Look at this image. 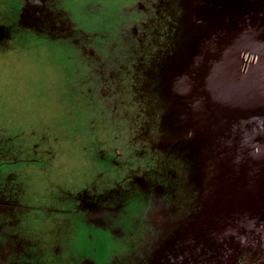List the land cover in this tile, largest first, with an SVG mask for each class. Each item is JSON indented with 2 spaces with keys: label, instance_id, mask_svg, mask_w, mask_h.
Masks as SVG:
<instances>
[{
  "label": "rangeland",
  "instance_id": "rangeland-1",
  "mask_svg": "<svg viewBox=\"0 0 264 264\" xmlns=\"http://www.w3.org/2000/svg\"><path fill=\"white\" fill-rule=\"evenodd\" d=\"M97 1L110 5L94 13L89 5L70 11L68 0L65 14L70 13L78 24L72 27L73 36L55 43L37 35V29L17 23L18 8L25 0H0L1 174H12L13 189L20 191L25 210L14 214L24 215L23 234L31 237V243L38 242L41 229L66 222L59 240L51 242L52 252H43V264H80L90 262L94 254L97 264H108V260L111 264H150L152 258L148 247L155 233L144 227L146 218L141 220L142 229L132 233L138 240L126 255L122 254V238L94 228L82 214L86 202L99 211L98 202L108 185L103 163L113 148H122L124 155L114 157V163L123 167L144 166L151 155L154 125L145 124V104L133 90V76L138 66L142 71L153 67L151 54L166 47L145 40V33L151 37L157 29L155 22H149L152 14L140 9V5L146 8L144 2L138 0L140 4L132 6L148 17L142 25L132 16L136 11L130 10V4L134 2L125 0V9L117 10L115 5L121 0ZM140 27L144 28L137 29ZM117 32L122 33V41L112 40ZM46 173L47 182L59 186L56 195L70 211L62 214L44 207L42 186H46L42 180ZM116 178L112 190L121 184ZM175 196L163 198L164 204L176 205ZM65 197L75 198L76 203ZM188 197L186 206L176 205L178 212L186 209V217L198 206L192 193ZM76 206L82 213H76ZM94 242H98L96 252Z\"/></svg>",
  "mask_w": 264,
  "mask_h": 264
},
{
  "label": "water",
  "instance_id": "water-1",
  "mask_svg": "<svg viewBox=\"0 0 264 264\" xmlns=\"http://www.w3.org/2000/svg\"><path fill=\"white\" fill-rule=\"evenodd\" d=\"M260 3L250 4L254 15ZM44 4L29 0L36 27ZM237 12L201 27V12H191L186 40L149 68L142 88L160 148L186 152L201 203L160 264H264V24H248L246 6Z\"/></svg>",
  "mask_w": 264,
  "mask_h": 264
},
{
  "label": "flooded vegetation",
  "instance_id": "flooded-vegetation-1",
  "mask_svg": "<svg viewBox=\"0 0 264 264\" xmlns=\"http://www.w3.org/2000/svg\"><path fill=\"white\" fill-rule=\"evenodd\" d=\"M44 10L41 13L39 23L31 24L28 22V16L32 12L29 5V0L20 5L19 10L22 9L23 22L28 28L37 29L40 37H44L55 41V43L62 42L60 39H68L72 35V30L75 31L74 25L78 23L70 18V13L65 14L64 6L69 5L68 0H44ZM72 2V0H70ZM107 1V0H106ZM134 2L130 6H136L140 4L138 0H126ZM144 2L146 8L140 5V9L148 11V15L151 16L149 22L156 23V31L150 37L145 33V40L149 43L157 42L159 44L165 43L166 47L157 50L151 54L149 60L152 65L156 66L160 63L161 59L167 54L172 53L180 41L186 40V24L187 18L191 12L200 13L194 26L201 27L204 24L210 23L215 19L221 20L229 12H235L233 18L238 17L237 9L246 6L247 22L253 24V18L256 16L259 22L264 24V0H261L257 12L253 13L250 4L252 0H140ZM71 7H68L70 11L74 8L80 7L83 9L88 6L91 9V13L96 12L100 7L106 8L110 5H106L104 2L91 0L87 4H80L72 2ZM125 0H121L120 3L115 5L117 10L125 9L127 5L124 4ZM120 8L119 5H122ZM250 7V9H249ZM105 9V10H106ZM67 10V9H66ZM131 11H136L132 16L137 17L140 23L143 25V19H147L141 10L132 7ZM67 15L66 18L63 16ZM195 16V15H194ZM120 19V17H118ZM214 19V20H213ZM26 21V23H25ZM187 21V22H186ZM146 25V24H145ZM154 26V24H153ZM140 27L137 29H143ZM82 30V29H80ZM148 35V36H147ZM122 33L117 32L113 35L112 40L122 41ZM135 38V37H134ZM244 60L251 61L252 56L247 53H243ZM150 63V64H151ZM150 68V67H149ZM145 68L142 71L139 66L136 68L133 84L134 92L138 93L139 100L145 104L143 112L146 114V123L153 127V139L151 140V152L148 159L145 160V165L149 169L144 170V166L136 165V168H129L118 166L114 163V157H120L123 154L122 148H113L112 153L109 154L104 160V172L106 174L105 182L107 185L104 197L99 200V211L92 210L91 205L86 202V213L81 212L78 206L75 207V211H80L87 222L98 230L108 231L112 236L125 235L127 231H130V226H133L132 230L136 232L142 229L140 225L142 218H146L147 221L144 225L146 228L155 233L153 243L151 241V259L150 264H160L163 258L162 252L165 248H169V245L173 241L174 237L178 233H185L189 223L196 218L197 209L200 208V200L198 197L197 186L189 184L186 181V152L183 153L176 151L177 154L173 155L168 152H164L160 148V132L158 128V117L150 114L149 104L146 96L142 93L144 81L146 80L147 70ZM141 91V92H140ZM140 102V101H139ZM142 154V153H141ZM182 155V156H181ZM180 156V157H178ZM151 162V163H150ZM0 169V264H43L44 259L43 252H52L49 247L54 241H58L62 234L63 228L66 226V222L63 220L58 221L56 224L49 227V230L44 231L41 229L40 234L37 236L38 242L36 244L31 243V237L23 234L25 224L24 215H15L14 213H20L25 210V206L20 201V191H18L12 185V174L3 175ZM52 173V172H51ZM9 174V173H8ZM47 173L44 175L42 182L45 184L42 186L44 194L42 197L46 201L45 208L52 212L66 213L70 211L61 204L62 199L59 201L57 192L59 186L47 182ZM119 179L121 184L117 183L116 189H113V180ZM114 176V177H112ZM8 183L11 186L8 187ZM191 186H194L197 193L198 206L194 207L193 213L187 215L184 213L186 209L178 212L179 207L177 204H184L186 206V198L188 192L191 191ZM54 188V189H53ZM8 192V193H7ZM173 193L177 194V204L163 202V198L170 197L172 199ZM192 193V192H191ZM51 194V195H50ZM16 195V196H14ZM116 195V196H115ZM113 196L116 198L113 200ZM142 196L144 198H142ZM190 196V194H189ZM179 198V200H178ZM66 201H73L76 203L75 198H63ZM139 199L140 201H136ZM142 199L145 200L142 202ZM168 199V198H167ZM50 207H48V205ZM186 212V211H185ZM123 223L129 222L128 226L124 224L121 226L119 221ZM147 225V226H146ZM59 236V237H58ZM58 237V238H57ZM52 242V243H51ZM33 245V246H31ZM44 250H40V248ZM32 250H28V249ZM59 249V248H58ZM57 251H60L57 250ZM38 254V255H37ZM51 254V253H49ZM51 257H57L55 254ZM60 257V256H59ZM38 258V259H37ZM58 258V257H57ZM108 264H111L108 260ZM80 264H97L95 261H83ZM247 264V263H244Z\"/></svg>",
  "mask_w": 264,
  "mask_h": 264
},
{
  "label": "trees",
  "instance_id": "trees-1",
  "mask_svg": "<svg viewBox=\"0 0 264 264\" xmlns=\"http://www.w3.org/2000/svg\"><path fill=\"white\" fill-rule=\"evenodd\" d=\"M19 9V8H18ZM20 11H21V14H22V9H20ZM18 17H19V15H18ZM24 23L23 22V19H22V16L20 15V19L18 18V20H17V23ZM37 35H39L38 33H36ZM43 38V37H42ZM148 111H150V107H149V109H148ZM151 163V162H150ZM191 192H192V196L194 195V197H195V204L197 205V203H196V201H197V193H196V190H195V188L194 187H192L191 188ZM176 196H178L177 194H176ZM142 198H144L143 196H142ZM178 200H179V198H178ZM142 201H145V200H143L142 199ZM194 201V200H193ZM178 202V201H177ZM192 202V201H191ZM190 202V200H188V203L190 204L191 203ZM186 203H187V201H186ZM193 210V209H192ZM127 226H128V224H127ZM129 227H131L130 228V231H127V233L125 234V237L123 236V235H117V234H115V235H113V237L114 238H117V239H120V238H122L123 239V252H122V254H126L127 255V252H129V250H130V247L133 245V244H135V243H137V237H138V235L136 234V235H132V233L134 232L133 230H132V228H133V226H130L129 225ZM97 243L98 242H94L93 243V249H94V251L96 252V249H97ZM115 255V254H114ZM116 256V255H115ZM111 258L113 257V256H110ZM91 260H93V261H95L96 262V258H95V254L93 255V256H91V258H90ZM110 261V260H109Z\"/></svg>",
  "mask_w": 264,
  "mask_h": 264
}]
</instances>
